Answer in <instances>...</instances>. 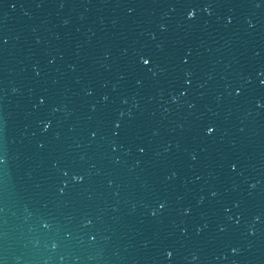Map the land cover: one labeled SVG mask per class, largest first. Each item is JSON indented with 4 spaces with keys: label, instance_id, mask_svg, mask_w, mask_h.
Segmentation results:
<instances>
[{
    "label": "water",
    "instance_id": "obj_1",
    "mask_svg": "<svg viewBox=\"0 0 264 264\" xmlns=\"http://www.w3.org/2000/svg\"><path fill=\"white\" fill-rule=\"evenodd\" d=\"M0 261L264 264V0H0Z\"/></svg>",
    "mask_w": 264,
    "mask_h": 264
},
{
    "label": "snow or ice",
    "instance_id": "obj_2",
    "mask_svg": "<svg viewBox=\"0 0 264 264\" xmlns=\"http://www.w3.org/2000/svg\"><path fill=\"white\" fill-rule=\"evenodd\" d=\"M188 17H189V19H194V18L196 17V12H195L194 10H193V11H190V12L188 13ZM140 60H141V62H142V64H143L144 66H150L151 63H152V58H151L150 56H144V55H142V56L140 57ZM185 62H186V61H185ZM241 91H242L241 89H237V94H239ZM50 126H51L50 124H49V125H46V128H47V127H50ZM117 127H119V125H117ZM207 132H208V134L211 135V134H213V133L215 132V128L212 127V126H209V127L207 128ZM232 167H233V170H235L236 166L233 165ZM65 175H67V173H65ZM76 179H77L78 181H82V180H83V177H81V176H77ZM164 206H165L164 204H161V205H160L161 208H163ZM167 255H168L169 257H171V256L173 255V253H172V252H168Z\"/></svg>",
    "mask_w": 264,
    "mask_h": 264
},
{
    "label": "clouds",
    "instance_id": "obj_3",
    "mask_svg": "<svg viewBox=\"0 0 264 264\" xmlns=\"http://www.w3.org/2000/svg\"><path fill=\"white\" fill-rule=\"evenodd\" d=\"M0 264H4V262L3 261H0Z\"/></svg>",
    "mask_w": 264,
    "mask_h": 264
}]
</instances>
